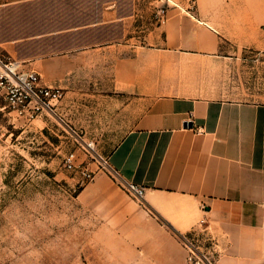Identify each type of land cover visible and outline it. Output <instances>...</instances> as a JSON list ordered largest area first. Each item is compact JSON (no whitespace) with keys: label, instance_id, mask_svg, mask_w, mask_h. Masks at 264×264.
Here are the masks:
<instances>
[{"label":"crops","instance_id":"1","mask_svg":"<svg viewBox=\"0 0 264 264\" xmlns=\"http://www.w3.org/2000/svg\"><path fill=\"white\" fill-rule=\"evenodd\" d=\"M171 3L159 23L161 0H0V54L65 91L55 114L1 110L0 124L43 130L59 115L71 135L110 131L111 118L126 128L107 158L116 177L61 209L85 257L42 264H188L179 236L202 218L214 264H264V102L200 90L226 46L264 51V0ZM121 183L144 187L142 200ZM3 187L0 171V200Z\"/></svg>","mask_w":264,"mask_h":264},{"label":"rangeland","instance_id":"2","mask_svg":"<svg viewBox=\"0 0 264 264\" xmlns=\"http://www.w3.org/2000/svg\"><path fill=\"white\" fill-rule=\"evenodd\" d=\"M223 53L204 73L203 94L264 102V51L228 45ZM17 118L0 124V171L4 175L0 264H42L44 253L65 257L68 262L81 261L85 254L81 247L69 245L70 237L65 236L60 221L61 209L75 206L76 195L92 180H80L76 170L65 167V158L75 152L76 164L94 170L95 180L108 173L98 169V160L108 158L126 128L111 118L110 131L85 133L78 129V134L71 135L59 115L51 117L43 130ZM67 118L73 125V119Z\"/></svg>","mask_w":264,"mask_h":264},{"label":"built area","instance_id":"3","mask_svg":"<svg viewBox=\"0 0 264 264\" xmlns=\"http://www.w3.org/2000/svg\"><path fill=\"white\" fill-rule=\"evenodd\" d=\"M162 4L156 8L154 19L162 23L171 6V0H161ZM188 11L196 9L195 0H188ZM174 5V4H173ZM65 91L60 86L47 85L42 81L37 71H24L19 68L16 61L9 56L0 54V105L1 110L17 113L28 121H32L45 113L55 114V107L63 100ZM90 146V144H89ZM75 152L65 158V167L76 170L80 180L91 181L96 172L87 166L81 168L76 164ZM98 169L115 176L111 170L108 159L100 157ZM125 190L137 200H142L145 188L133 183H121ZM206 219L202 218L198 226L179 236L180 241L188 251V264H214L216 258L215 238L204 226Z\"/></svg>","mask_w":264,"mask_h":264}]
</instances>
